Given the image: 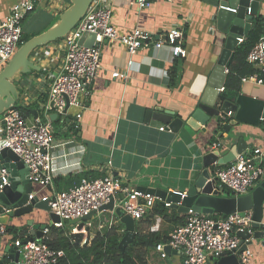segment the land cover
<instances>
[{
  "label": "crops",
  "instance_id": "crops-1",
  "mask_svg": "<svg viewBox=\"0 0 264 264\" xmlns=\"http://www.w3.org/2000/svg\"><path fill=\"white\" fill-rule=\"evenodd\" d=\"M19 1L0 0V23ZM256 1L259 2L257 14L264 17V0ZM129 2L109 0L112 25L121 35L135 29L147 31L153 35V42L146 50L131 57V66H127L130 58L121 44L112 41L97 44L101 49V67L90 88V95L84 102V109L68 110L73 117V127L64 125L65 120L60 117L54 122L57 126L53 125L52 189L33 184L32 194L39 199L57 191L59 185H67L68 181L73 185L74 178L78 180L84 174L87 178L81 180L112 176L127 191L147 188L190 194L203 170L202 157L212 149L219 148L220 141L210 132L196 133L185 127L174 134L157 120L145 119L148 111L160 109L173 113L174 119L185 120L196 108L224 46V36L217 31L214 17L220 0H158L149 2L143 9L130 6ZM43 4L40 3L23 21V24L26 23L22 25L23 29L31 30L32 36L50 27L52 21L70 5V0H45ZM170 30L182 33L179 44L186 51L184 58L173 57L168 45L155 48V43L163 41ZM63 56L62 41L33 53L31 60L41 71L22 79L23 82L18 86L19 106L33 105L32 108L38 110L37 102L45 99L49 78L59 69ZM115 71L127 72L128 79L121 81L112 78L111 74ZM258 78L262 84L252 80L246 83L241 81L238 93L264 101V74ZM228 97H231V93ZM32 111L28 118L30 121L34 118ZM77 114H80L79 119L75 118ZM262 123L260 130L264 131ZM160 128L164 129L161 131ZM239 130V138H243L248 147L244 153L256 148L264 151L259 129L242 126ZM227 149L224 146L223 154L227 153ZM260 159L264 167V153ZM263 180L264 177L254 188ZM216 187L222 193L223 188L218 183ZM221 196L225 197L223 193ZM114 200L115 207L121 208L126 193H118ZM160 211L165 215H173V218L163 219L158 210L152 209L142 220L134 221L135 235L159 233L162 237H168L171 230L186 218V214L170 208ZM101 214L115 218L112 212H101L93 217L99 220ZM30 219L37 225H52L48 214L37 210L29 216L11 220L7 226L0 228L4 231L3 246H12L14 241L12 234L5 232L6 228L11 226L20 230L26 227L29 234L30 228L26 226V221ZM91 220L86 225L89 230L83 235L79 244L81 247L84 238L90 241L95 233L105 230L97 226L93 232ZM117 223L118 219L112 225ZM73 228L65 225L63 229L71 235L74 234L71 233ZM24 237L27 235L17 236ZM248 250L253 255L250 264H264V245L261 241H253ZM145 260L147 264H179L181 257L171 252L168 259L162 261L154 250L146 254Z\"/></svg>",
  "mask_w": 264,
  "mask_h": 264
},
{
  "label": "built area",
  "instance_id": "built-area-1",
  "mask_svg": "<svg viewBox=\"0 0 264 264\" xmlns=\"http://www.w3.org/2000/svg\"><path fill=\"white\" fill-rule=\"evenodd\" d=\"M42 0H20L16 3L7 17L0 23V71L11 60L21 44L22 25L25 18L33 13ZM158 0H130V6L143 9L149 2ZM172 2L174 0H165ZM229 10V9H228ZM236 12V10H230ZM250 15V10H247ZM112 10L109 0H92L84 17L61 40L64 51L62 63L57 72L49 78L48 91L45 99L38 103L37 118L32 121L24 117L15 107L5 111L0 116V151L8 149L14 153L29 170L31 184L41 188L52 189L53 157L52 146L54 142L53 122L50 116L64 119L66 107L82 110L84 102L90 95V88L101 67V49L97 44L92 48H85L79 44L85 34H94L107 41L117 42L124 46L129 60L127 66L132 65L131 57L141 50H146L153 42V35L147 31L135 29L128 34L121 35L111 23ZM183 35L180 31L170 30L163 41L155 43L160 49L168 45L173 57H185L186 51L179 44ZM244 39H239L241 44ZM246 61L264 74V38L249 51ZM111 77L126 81L127 72H112ZM252 80L262 84L257 74L241 79L243 83ZM23 82V81H22ZM30 84V83H28ZM223 92V90H222ZM230 114H227L229 117ZM80 118V114L75 116ZM164 128H160L162 131ZM4 145L2 146V143ZM264 151L256 148L249 153L235 157L230 164L223 166L213 165L212 179L230 191L234 197L248 194L261 178L264 177V167L261 157ZM6 169L0 170V191L8 186ZM126 193V200L122 202L121 210L134 221L142 220L154 207L159 199L142 194L138 191H127L122 188L119 180L112 176L98 179H83L71 189L64 192H52L39 199L47 202L49 212L58 217L59 222L52 223L42 231L40 239L31 237L17 238L12 246L19 253L17 264H56L58 259L64 257L63 251L51 249L45 241L48 240L49 229H63V220H79L98 210L114 200L118 193ZM182 198L186 193H180ZM35 197L31 194L28 201ZM165 208L170 204L161 202ZM98 214V213H97ZM252 213H234L224 218L211 219L206 215H198L189 210L184 223L174 227L168 235L165 244H158L155 251L160 260L168 259L164 253L165 246L171 252L179 254V264H213L216 259L239 249L240 238L232 233L249 232L251 229ZM89 225L88 223L85 224ZM111 228V227H110ZM71 233H77L75 227ZM86 235L84 229L81 230ZM4 235V231L0 230ZM264 236V230H262ZM87 239H83L85 245ZM248 241H244L246 243ZM239 264H250L252 253L248 249L236 255Z\"/></svg>",
  "mask_w": 264,
  "mask_h": 264
},
{
  "label": "water",
  "instance_id": "water-1",
  "mask_svg": "<svg viewBox=\"0 0 264 264\" xmlns=\"http://www.w3.org/2000/svg\"><path fill=\"white\" fill-rule=\"evenodd\" d=\"M92 0H70V5L59 14L57 21L47 30L37 34L22 43L11 60L0 71V116L7 110L15 107L19 101V84L22 79L39 73L41 68L32 60L31 56L38 49L44 48L55 41L62 40L84 17ZM259 2L256 0H220L219 8L215 14L217 31L224 36V46L219 59L211 73L207 86L199 100L196 108L187 119L173 118V113L155 109L148 111L145 121L149 118L157 120L165 125L168 131L177 134L181 129L187 127L192 132H210L220 141L218 149H212L202 157V167L199 177L193 185L190 194L182 198L181 194L171 191L164 192L147 188H138V192L149 194L161 202L170 204L169 208L180 214H187L189 210L198 215L210 216L220 214L228 216L234 213H252L251 229L249 232L237 233L241 240L239 249L234 253H228L214 261V264H239L236 255L248 249L253 241H261L264 245L263 205H264V180L253 188L248 194L238 197H223L216 187V181L212 179L211 166H226L234 161L235 157L243 154L246 143L239 138L242 126L259 129V137L264 144V131L260 130L264 120V101L238 93L236 97L221 101L222 90L227 78L228 68L233 58L238 40L244 39L250 28L254 17L258 13ZM229 9V10H228ZM236 10L232 12L230 10ZM250 15H247V10ZM106 44L107 40L96 37L94 34H85L79 44L85 48H92L95 44ZM68 107L64 110V125L73 127V117L68 113ZM227 114H230L227 117ZM32 116L37 118V112L32 111ZM57 116H50L51 122H55ZM4 142L2 143V146ZM227 147V153L223 154V148ZM221 148V149H220ZM210 149V148H209ZM6 169L8 174V186L0 191V228L7 226L8 222L31 215L35 210L45 212L50 218V223H57L59 219L49 212L47 202L39 201L35 196L28 201L32 194V184L29 181V170L19 158L8 149L0 151V170ZM112 212L123 225L125 234L118 244L121 253L130 245L135 238L134 220L125 215L120 207H115V200L102 206L97 213ZM96 212L79 220H63L65 225L75 227L77 233L71 234V240L79 245L82 241V229L89 230L85 226ZM26 226L30 228L31 238L39 239L47 224H34L33 220H27ZM3 236L0 234V264H17L19 253L13 246H3ZM244 241H248L244 243ZM164 253L171 254L168 246ZM174 253V252H172Z\"/></svg>",
  "mask_w": 264,
  "mask_h": 264
},
{
  "label": "trees",
  "instance_id": "trees-1",
  "mask_svg": "<svg viewBox=\"0 0 264 264\" xmlns=\"http://www.w3.org/2000/svg\"><path fill=\"white\" fill-rule=\"evenodd\" d=\"M32 37L33 36L25 35V31L22 27L21 44ZM263 38L264 17L257 14L252 21L251 28L247 36L234 51L233 58L228 68L227 78L224 84V91L220 98L221 101H225L237 96L242 78L253 76L255 74H258V77L259 75L262 76V74H259V72L246 61V57L254 45ZM60 41L61 40L55 42ZM229 93H231L230 98L228 97ZM32 107L33 105L22 107L19 106L18 103L15 105V108L20 110L24 117L28 118L31 117V111L35 110V108ZM262 124H264V121ZM84 177L87 178V175L84 174L80 176L78 180H75L74 178L73 185L70 184V181H68L66 183L67 185L65 186L59 185V188H57V191L55 192H64L73 188L75 185H78L81 179ZM90 179H98V177H92ZM222 193L225 197H234L230 191L224 188L222 189ZM159 209L165 211L166 208L162 203H155L153 210H158V213L161 214L163 219L173 218V215H165ZM208 217L211 219H219L224 218L225 216L213 214ZM183 223L184 221L180 225ZM18 229L19 228L9 226L6 228L5 232L7 234H12L14 241L17 239L18 235H21L22 237L27 235V237L30 238V235L27 234L26 227L21 228L20 230ZM49 231L50 233L48 235V240L45 241V243L55 251L64 252V257L58 259L56 264H147L145 260L146 254L150 251H154L158 244H165L168 239V237H162L159 233H137L135 235L134 241L128 247H126L124 253H121L118 248V244L124 236L125 231L123 225L120 224L119 221L115 226L107 228L101 233H95L94 238L90 241H87L82 247L74 244L70 239V235L66 234L64 229L57 230L51 227Z\"/></svg>",
  "mask_w": 264,
  "mask_h": 264
},
{
  "label": "rangeland",
  "instance_id": "rangeland-1",
  "mask_svg": "<svg viewBox=\"0 0 264 264\" xmlns=\"http://www.w3.org/2000/svg\"><path fill=\"white\" fill-rule=\"evenodd\" d=\"M45 0H42L40 3L41 4H43V2H44ZM39 3V4H40ZM44 5V4H43ZM42 5V6H43ZM57 21V19H54L53 21H52V23H51V26L55 23ZM28 23V22H27ZM25 25H26V23H24ZM23 24V25H24ZM50 26V25H49ZM50 26V27H51ZM34 28V27H33ZM49 28V27H48ZM47 28V29H48ZM46 29V30H47ZM24 31H25V33L26 34H28L29 36H32V34H33V32L31 31V30H28V29H24ZM45 31V30H44ZM33 56V55H32ZM32 56H31V58H32ZM18 104H19V102H18ZM54 125V127L55 126H57V124H53ZM218 186H220V185H218ZM96 217V216H95ZM117 219V218H116ZM116 219L114 218V217H109V216H107L106 214H101V216H100V219L98 220V218H94L93 217V219L91 220L92 222H93V224H92V229H93V232L96 230V227L97 226H100L101 228L103 227V228H105V229H107V228H110V227H113L114 225H112V224H114V222H116Z\"/></svg>",
  "mask_w": 264,
  "mask_h": 264
},
{
  "label": "clouds",
  "instance_id": "clouds-1",
  "mask_svg": "<svg viewBox=\"0 0 264 264\" xmlns=\"http://www.w3.org/2000/svg\"><path fill=\"white\" fill-rule=\"evenodd\" d=\"M81 233V232H80Z\"/></svg>",
  "mask_w": 264,
  "mask_h": 264
}]
</instances>
